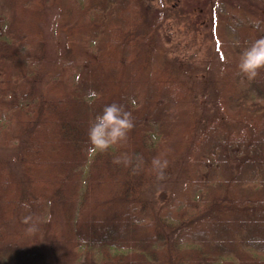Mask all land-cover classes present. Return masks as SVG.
I'll use <instances>...</instances> for the list:
<instances>
[{"label": "trees", "instance_id": "trees-1", "mask_svg": "<svg viewBox=\"0 0 264 264\" xmlns=\"http://www.w3.org/2000/svg\"><path fill=\"white\" fill-rule=\"evenodd\" d=\"M209 1L216 81L159 57L165 14L144 0H0V264H264V71L236 67L264 13ZM113 101L134 127L94 152ZM177 156L181 187L155 208L152 160L171 177Z\"/></svg>", "mask_w": 264, "mask_h": 264}, {"label": "rangeland", "instance_id": "rangeland-1", "mask_svg": "<svg viewBox=\"0 0 264 264\" xmlns=\"http://www.w3.org/2000/svg\"><path fill=\"white\" fill-rule=\"evenodd\" d=\"M238 1V0H232ZM260 3L264 13V0ZM150 11H164V22L158 25L155 32L156 48L162 60H169L176 69L189 70L188 78L203 74L209 80H215L224 58L215 46V37L211 27L212 16L209 0H144ZM163 14L160 13L159 17ZM42 24V23H41ZM164 56H166L165 59ZM212 76V77H211ZM215 100L213 95L210 101ZM210 103L209 100H204ZM12 145L0 147L9 166L13 164ZM183 157L170 159L169 175L146 186L145 198L151 200L155 208L172 200L180 189L179 171H182ZM180 162L176 167L175 163ZM169 178V179H167ZM163 180H167L163 182ZM180 182L179 184H177ZM154 214L156 213L155 210ZM156 215V214H155Z\"/></svg>", "mask_w": 264, "mask_h": 264}, {"label": "clouds", "instance_id": "clouds-1", "mask_svg": "<svg viewBox=\"0 0 264 264\" xmlns=\"http://www.w3.org/2000/svg\"><path fill=\"white\" fill-rule=\"evenodd\" d=\"M239 47L240 41L234 40ZM241 80L252 81L264 71V35L252 39L241 48L236 64ZM221 66V73L225 71ZM134 127L132 113L121 103L113 101L103 105L102 110L95 113L87 130L90 146L94 152H105L112 147L127 142L130 130ZM119 162L121 156H117ZM157 178L164 175L163 169L167 160L154 157L152 160Z\"/></svg>", "mask_w": 264, "mask_h": 264}]
</instances>
